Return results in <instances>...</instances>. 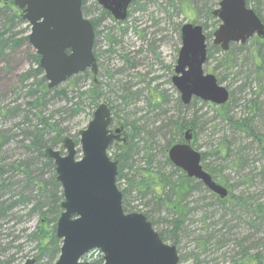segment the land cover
Instances as JSON below:
<instances>
[{
  "label": "rangeland",
  "instance_id": "1",
  "mask_svg": "<svg viewBox=\"0 0 264 264\" xmlns=\"http://www.w3.org/2000/svg\"><path fill=\"white\" fill-rule=\"evenodd\" d=\"M168 1L134 0L127 19L116 25L108 17L100 16L102 13L95 0H84L82 10L86 19L100 21L95 35L98 73L97 101L94 104L85 94L91 89V80L79 74L68 80L72 84L67 81L55 88L65 90L66 100L56 96L54 89L47 90L45 82L47 93L43 107H29L33 99L27 96L26 89L29 84L35 83V79L21 85L19 78L35 69L32 58L35 52L28 43H22L15 51L7 50L6 57H0V134L3 133L10 142L0 148V165L34 162L36 173L33 177L39 176L40 180L49 183L53 176L55 178L53 164L44 168L38 153L33 148H25L35 127H42L38 117L50 119L48 124H57L62 139L71 138L77 143L78 133L91 121L97 106L106 104L111 110L110 128L122 127L126 137L124 144H113L106 154L111 161L115 160L114 156H119V161L114 162L122 167V178L116 186L123 194L127 213L143 215L154 231L162 235L165 244L176 248L178 264H264V228L251 229L256 223L250 225L243 215L224 213L222 210L227 208V202L221 203L199 182L192 181L191 189L183 199L185 208L178 214L179 227L174 232L172 227L176 215L164 203L174 200L169 190L155 187L154 192L140 194L144 187L138 184L143 176L157 173L167 176L170 182L180 181L179 176L183 173L169 162L165 163L166 147L183 140L185 131L180 133L179 141L180 136L174 130L176 124L193 122V130L189 133L194 139L193 149L205 155L202 166L207 173L210 170L212 179L228 192L234 187L235 195L249 196L254 192L264 199V177L258 176L252 188L242 178L247 174L257 175L261 157L256 144L230 128L227 122V119L237 121L253 114V131L264 135V62L256 57L257 39L253 37L242 46L230 45L228 53L234 67L225 69L220 63L223 53L211 45V34L216 28L213 22H203L196 16L187 4L189 0H172V4ZM246 3L264 22V0H246ZM203 6L204 1L197 0L196 11L200 12ZM0 10L5 14L3 19L8 18L12 11L17 13L11 0H0ZM1 23L0 32L3 31ZM184 24L208 26L209 59L202 69L204 74L213 75L218 85L229 92L230 99L223 107L197 99L183 106L179 94L171 85L180 47L179 28ZM13 25L10 35H15L14 39L27 36L29 26L25 22H13ZM39 91L43 92V88ZM154 101L158 104L155 105ZM253 104L256 107L253 108ZM50 136L44 140L47 141ZM226 148L230 150L229 156L225 153ZM55 150L64 155L61 147ZM239 152L247 161L248 167L244 171L232 165ZM79 158L80 155H77L76 160ZM18 179L21 180L19 174L12 180ZM34 195L35 189L31 197ZM8 199V193L0 195V203ZM221 204L226 205L223 207ZM29 209L30 204H25L0 218V225L7 223L3 226L4 232H0V264H23L28 259L39 257L38 241L36 243L30 238V234L40 214L29 213ZM46 210L41 207V211ZM52 223L51 220L46 228H50ZM98 256V252H91L84 260L92 263ZM57 257L52 253L44 254L34 264H54Z\"/></svg>",
  "mask_w": 264,
  "mask_h": 264
},
{
  "label": "water",
  "instance_id": "2",
  "mask_svg": "<svg viewBox=\"0 0 264 264\" xmlns=\"http://www.w3.org/2000/svg\"><path fill=\"white\" fill-rule=\"evenodd\" d=\"M95 2L115 22L126 20L131 5V0ZM12 5L20 12V20L29 26L27 42L38 57L47 90L85 71L96 83L94 32L91 23L82 17L81 0H12ZM211 16L219 22L211 44L223 53L231 44L242 46L253 37L264 39L263 23L244 0H220ZM179 37L171 85L181 104L188 106L197 99L215 107L224 106L229 100L228 91L202 70L207 59L202 28L184 24ZM110 123L109 108L100 104L86 128L78 133L77 145L65 138L64 155L51 148L44 152V157L53 162L55 181L62 192V213L55 225V237L61 244L54 264H90L83 259L95 251L102 264H178L174 247L162 243L144 216L122 211V194L115 184L117 164L106 152L125 137L122 128L109 129ZM189 133L190 130L184 133L182 143L168 149V162L187 179L224 199L227 190L203 170L200 154L190 146ZM34 263V259H28L23 264Z\"/></svg>",
  "mask_w": 264,
  "mask_h": 264
},
{
  "label": "trees",
  "instance_id": "3",
  "mask_svg": "<svg viewBox=\"0 0 264 264\" xmlns=\"http://www.w3.org/2000/svg\"><path fill=\"white\" fill-rule=\"evenodd\" d=\"M204 6L200 10V12H197L195 9V4L197 0H189L187 1L189 7L192 9L194 13H196V16H199L201 20L206 21H212L213 26L218 25V22L211 17V11L212 8L217 6V3L219 0H203ZM84 0H82L83 4ZM134 0H132L133 4ZM169 4H172V0L168 1ZM246 3V1H245ZM95 4V3H94ZM131 4V5H132ZM247 4V3H246ZM6 11H8L6 7H4ZM11 11V9H9ZM1 11V10H0ZM100 13H102V17H108L111 19V17L101 9H99ZM81 12L84 18H86V15L84 13V10L81 8ZM256 14V13H255ZM5 15V14H4ZM4 15L0 13V23L1 28L3 31L0 32V57L3 59L6 57V51H15L22 43H27V36H24L18 40L14 39L15 35H10V30L12 29L13 22L21 23L23 22L19 18L18 12L12 11L10 16L5 19ZM257 15V14H256ZM112 20V19H111ZM93 31H94V42H93V55L96 59V63H98V55L95 52V35H96V27L98 25V21H90ZM115 23V22H114ZM122 23H116V25H121ZM203 28V31L205 33L207 41L210 38V35L206 34V31L208 29V26L206 24H199ZM257 48L255 50L256 57L261 61L264 62V40L263 41H256ZM35 69L33 71H27L23 75L20 76L19 81L21 85H24V83H27L28 81L35 79V83H31L28 85V88L26 89L27 96L31 99H33L32 104L29 105L31 108L39 109L43 107V100L46 96L47 91L45 88V80L43 77V73L38 67V57L36 55H32ZM209 59V48L207 52V60ZM224 65L225 69H231L234 67V61L231 58V55L229 53L223 54V59H221L220 63ZM219 63V64H220ZM98 67V64H97ZM82 76L88 80H91V89L87 91L85 94H87L88 99H90L91 103H95L97 101L96 96V83H93V79L89 72L85 71ZM37 77L38 80L36 81ZM69 84H72L71 81H68ZM39 88H43V92L39 91ZM41 93L40 96H37L38 93ZM54 94L56 96H62L66 100V94L65 90H58L54 89ZM155 105L158 104V101H154ZM96 106V105H95ZM254 108V104L252 105ZM256 107V106H255ZM4 110V109H3ZM111 111V110H110ZM12 112V111H11ZM74 113L75 111H71ZM15 114V113H14ZM13 115V114H12ZM252 115H247L249 118L245 119H239L237 121L233 119H227V122L233 130H236L242 134L246 138L252 139V141L256 144V148L259 151L260 154V160L261 165L258 166L257 175H251L247 174L246 176L243 175L242 178L245 179V181L248 183L249 188L254 187L255 184L252 185V183L256 180L258 176L264 177V135H257L253 131L252 128ZM50 119L42 117H38V123L41 125V129L35 127V132L31 138L29 139V144L25 146L26 150H34L36 153H38V156L40 159H42V163L44 168H47L48 166L52 165V162L50 160H46L41 155H43L44 151L48 148H51L53 150L56 149V147H61L62 143V137L59 129H57V124L49 125L48 121ZM193 123V122H192ZM192 123L187 122H181L179 125H175V133L180 136V133L185 130H193ZM51 135L48 137L47 141L44 140L45 137ZM179 141H181V136L178 137ZM177 138V140H178ZM9 139L8 137H5L4 134H0V148L5 147L9 144L10 141H7ZM193 141L191 140V146L193 148ZM125 143V142H124ZM123 143V144H124ZM174 143H178L177 141ZM173 143H170L167 147L170 148ZM165 150V152H166ZM225 153L227 156L230 153V150L228 148L225 149ZM201 155V165L204 162L205 155ZM237 159L236 161L232 162V165H235L237 169L244 171L246 170L247 161L245 158H243V154L241 152L237 153ZM115 159V160H114ZM114 161H119V156H114ZM165 163L168 164V161L166 160ZM35 163L34 162H11L7 163L6 165L1 164L0 165V195L2 193H8L9 199L7 201H2L0 203V218H3L7 213L11 212L15 208L19 206H23L25 204H30L29 213H39L40 218L37 222V225L34 229V231L30 234V238H32L34 241H38L37 249L40 251L39 257L35 260V263L38 262L39 258L44 257V254H54V257L58 255L59 247H60V241L56 239L55 237V223L61 214L60 204L62 202V194L60 191V187L55 181V178L53 176L52 180L47 183L45 181H42L39 179V176L37 178L33 177V174L36 173V170L33 169ZM118 165V163H117ZM204 169V166H202ZM122 168V167H121ZM121 168L118 167L117 170V176H116V185L119 182V180L122 178L121 174ZM40 170V169H39ZM41 171V170H40ZM210 170L208 172L210 174ZM17 174L21 176V180L18 179L17 181L12 180L13 176L15 177ZM148 175V174H147ZM152 174L147 176H143V178L139 182V186L143 185L144 189L140 192L141 195H144L146 192L151 191L154 192L155 190L153 188L158 187L159 189L163 190L164 188H167L169 190V193L174 196V200L168 202L165 201L164 203L167 204L171 210L176 215V219L173 222V229L172 231L176 230L179 227V215L181 210H183L184 204L183 199L188 195L190 188V185L193 180L187 179L183 174L180 175V181L178 182H170L169 178L167 176H164L162 174H154V176H151ZM212 178V176H211ZM145 182V183H144ZM238 185V183H237ZM230 188V187H229ZM35 189V195L32 196V190ZM234 187L230 189L228 192V198L225 200H219L221 203L227 202V208L223 209L222 211L224 213L231 212L232 214L238 213L240 215H243L247 221H249V224L251 223H257L261 225L259 228H264V199L260 196H257L252 192L251 194H248L249 196H243V194H234ZM161 196H164V193L161 192ZM123 199V194H122ZM223 207L226 205L221 204ZM44 206L46 208V211H41V207ZM124 206L126 207L125 203L122 200V210L125 214L127 213L126 209H124ZM53 221V225L49 228H46L49 225V222ZM147 220V219H146ZM7 223L0 225V232L3 231V226H5ZM258 226V225H257ZM171 227V226H170ZM161 240L164 242L162 235L158 234ZM47 252V253H45ZM56 259V258H55ZM257 261L256 259H254ZM249 262H252V259H249ZM101 257L98 256L97 260H94L91 264H101Z\"/></svg>",
  "mask_w": 264,
  "mask_h": 264
},
{
  "label": "bare ground",
  "instance_id": "4",
  "mask_svg": "<svg viewBox=\"0 0 264 264\" xmlns=\"http://www.w3.org/2000/svg\"><path fill=\"white\" fill-rule=\"evenodd\" d=\"M244 1H246V0H244ZM131 4H132V0H131ZM131 6V5H130ZM130 8V7H129ZM260 19V18H259ZM260 21H262L261 19H260ZM263 23V25H264V22H262ZM262 40H264V39H262ZM110 113H111V111H110ZM253 144H255L253 141H251ZM116 164H117V162H116ZM118 165H117V170H118ZM121 168V167H120ZM122 170V169H121ZM117 176V175H116ZM256 223V222H255ZM258 225V226H257ZM259 227H261V225H260V223L259 224H257L256 223V225L255 226H251V229H254V230H257V229H260ZM160 238V237H159ZM160 240H161V238H160ZM162 241V240H161ZM162 243L163 244H165V242H163L162 241ZM171 247H174L173 245H170ZM174 249L176 250V248L174 247ZM177 253V252H176ZM178 261H179V259H178Z\"/></svg>",
  "mask_w": 264,
  "mask_h": 264
},
{
  "label": "flooded vegetation",
  "instance_id": "5",
  "mask_svg": "<svg viewBox=\"0 0 264 264\" xmlns=\"http://www.w3.org/2000/svg\"><path fill=\"white\" fill-rule=\"evenodd\" d=\"M8 1V0H7Z\"/></svg>",
  "mask_w": 264,
  "mask_h": 264
}]
</instances>
